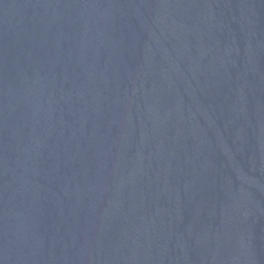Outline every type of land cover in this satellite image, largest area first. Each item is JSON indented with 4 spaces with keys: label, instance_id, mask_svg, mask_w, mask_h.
I'll return each instance as SVG.
<instances>
[{
    "label": "water",
    "instance_id": "obj_1",
    "mask_svg": "<svg viewBox=\"0 0 264 264\" xmlns=\"http://www.w3.org/2000/svg\"><path fill=\"white\" fill-rule=\"evenodd\" d=\"M0 264H264V0H0Z\"/></svg>",
    "mask_w": 264,
    "mask_h": 264
}]
</instances>
